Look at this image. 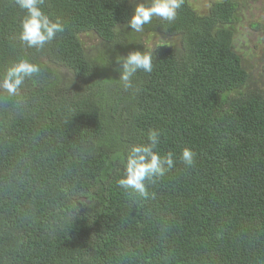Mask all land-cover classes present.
Instances as JSON below:
<instances>
[{"label":"trees","instance_id":"1","mask_svg":"<svg viewBox=\"0 0 264 264\" xmlns=\"http://www.w3.org/2000/svg\"><path fill=\"white\" fill-rule=\"evenodd\" d=\"M134 6L44 0L65 32L37 51L17 39L23 10L0 0V73L20 58L41 66L18 95L0 93V264H264V90L249 89L233 45L239 4L202 14L184 0L173 25H145L166 40L153 46L127 25ZM84 32L100 37L98 58ZM137 49L153 50V70L125 91L116 57ZM150 129L174 167L144 199L117 180Z\"/></svg>","mask_w":264,"mask_h":264},{"label":"clouds","instance_id":"2","mask_svg":"<svg viewBox=\"0 0 264 264\" xmlns=\"http://www.w3.org/2000/svg\"><path fill=\"white\" fill-rule=\"evenodd\" d=\"M15 4L24 12L17 37L22 47L42 50L51 44L58 34L65 32L64 21L60 17L53 19L44 11V0H15ZM183 4L184 0H141L135 4L127 25L131 32L135 33L143 32L145 25L150 24L153 18L173 25L177 10ZM153 58V50L137 49L130 51L126 56L118 55L115 70L119 72V85L125 91H139V88L134 86L132 78L139 71L151 73ZM40 72L39 64L26 58L18 59L0 73V93H6L7 96L18 95L26 79ZM159 143L158 131L150 129L146 142L134 143L127 148L123 173L117 180V185L129 196L150 198L148 185L157 183L174 167V153L161 155L157 150ZM194 157L195 153L185 147L179 158L186 166L191 167Z\"/></svg>","mask_w":264,"mask_h":264},{"label":"rangeland","instance_id":"3","mask_svg":"<svg viewBox=\"0 0 264 264\" xmlns=\"http://www.w3.org/2000/svg\"><path fill=\"white\" fill-rule=\"evenodd\" d=\"M131 1L133 4L141 2V0ZM212 1L213 0H189L192 6L202 14L208 12V7ZM235 1L239 4L238 11L236 12L239 19L234 24L236 34L233 45L234 48L243 55L244 59L247 61V66L250 68L251 78L249 81V89L264 90V75L262 73V67L264 65V37L258 28L253 27V24L258 22L264 27V0ZM138 36L143 44H147V46H153L159 42L161 38L165 40L163 36L156 35L147 30L141 32ZM79 37L92 56L98 58L103 48L98 46V44H101L100 37L95 32H84L81 33ZM173 38L174 39L169 42L177 43L178 38ZM60 71L66 76L65 86H68L69 89L74 91L76 87L73 85V81L70 78L72 73L63 67L60 68ZM79 86H84L82 80L79 81Z\"/></svg>","mask_w":264,"mask_h":264},{"label":"flooded vegetation","instance_id":"4","mask_svg":"<svg viewBox=\"0 0 264 264\" xmlns=\"http://www.w3.org/2000/svg\"><path fill=\"white\" fill-rule=\"evenodd\" d=\"M253 27H256V26H253ZM256 28H258L261 31L262 36L264 37V27L261 25V23H260V26L259 27H256Z\"/></svg>","mask_w":264,"mask_h":264}]
</instances>
